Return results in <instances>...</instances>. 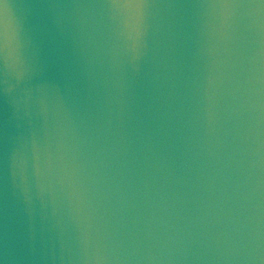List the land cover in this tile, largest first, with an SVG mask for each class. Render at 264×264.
Here are the masks:
<instances>
[{"label": "water", "instance_id": "95a60500", "mask_svg": "<svg viewBox=\"0 0 264 264\" xmlns=\"http://www.w3.org/2000/svg\"><path fill=\"white\" fill-rule=\"evenodd\" d=\"M0 264H264V0H0Z\"/></svg>", "mask_w": 264, "mask_h": 264}]
</instances>
